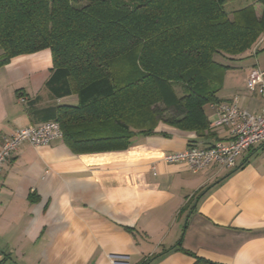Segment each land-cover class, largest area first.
Listing matches in <instances>:
<instances>
[{
    "label": "crops",
    "instance_id": "crops-1",
    "mask_svg": "<svg viewBox=\"0 0 264 264\" xmlns=\"http://www.w3.org/2000/svg\"><path fill=\"white\" fill-rule=\"evenodd\" d=\"M225 64L218 100L259 111L264 99L245 79L252 67H264V50ZM51 68L48 49L0 66V143L17 128L53 120L59 106L77 105L76 93L46 88ZM203 112L209 126L202 134L159 122L123 150L76 153L62 137L20 144L0 167L5 263L193 264L201 257L264 264V141L230 168L193 171L163 159L229 139L228 127L213 125L216 103Z\"/></svg>",
    "mask_w": 264,
    "mask_h": 264
},
{
    "label": "trees",
    "instance_id": "trees-1",
    "mask_svg": "<svg viewBox=\"0 0 264 264\" xmlns=\"http://www.w3.org/2000/svg\"><path fill=\"white\" fill-rule=\"evenodd\" d=\"M233 1L0 0V66L50 51L46 88L78 97L53 119L76 153L126 149L159 122L202 134L225 60L264 50V0L259 16L252 4L227 11Z\"/></svg>",
    "mask_w": 264,
    "mask_h": 264
},
{
    "label": "built area",
    "instance_id": "built-area-1",
    "mask_svg": "<svg viewBox=\"0 0 264 264\" xmlns=\"http://www.w3.org/2000/svg\"><path fill=\"white\" fill-rule=\"evenodd\" d=\"M245 87L264 99V67L254 66L248 71ZM213 125L228 127L229 139L217 141L209 147L190 146L184 150L166 153L163 156L164 161L183 163L193 171L205 169L212 164L232 167L238 155L252 145L264 141V105L257 112H250L240 109L235 100L220 102L216 104ZM61 137V128L55 120L17 128L0 143V167L22 143L43 146Z\"/></svg>",
    "mask_w": 264,
    "mask_h": 264
},
{
    "label": "rangeland",
    "instance_id": "rangeland-1",
    "mask_svg": "<svg viewBox=\"0 0 264 264\" xmlns=\"http://www.w3.org/2000/svg\"><path fill=\"white\" fill-rule=\"evenodd\" d=\"M247 4H252L254 6V9H255L257 16L260 15V11L262 9V6L258 2V0H236V1H233L232 3L228 4L226 6V10L230 12L232 9L240 8V7L247 5ZM175 91H176L177 95H179V93L181 91L180 87L176 86Z\"/></svg>",
    "mask_w": 264,
    "mask_h": 264
}]
</instances>
